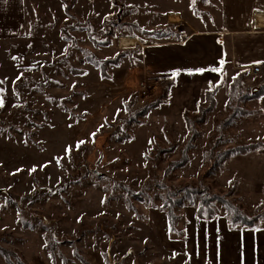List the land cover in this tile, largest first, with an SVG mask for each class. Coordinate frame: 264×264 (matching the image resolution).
Wrapping results in <instances>:
<instances>
[{
    "label": "rangeland",
    "instance_id": "1",
    "mask_svg": "<svg viewBox=\"0 0 264 264\" xmlns=\"http://www.w3.org/2000/svg\"><path fill=\"white\" fill-rule=\"evenodd\" d=\"M116 5L113 0H25L23 22L15 35L5 37L3 29L11 22H0V248L20 263L83 264L80 255L86 249L91 256L99 253L106 264H185L184 257L150 244L154 233L159 232L157 239L165 249H177L176 242H191L185 243L179 232L186 223L229 224L225 211L217 206L214 219L199 220L193 207L176 209L180 219L172 238L160 211L164 192L156 183L226 196L249 217L258 216L254 228L229 224L233 230L264 233V204L255 206L257 198L241 197V180L228 167L233 158L242 156L231 158L216 175L205 176L204 155L217 138L223 141L217 152L264 144V116L253 108L255 98L239 100L238 93H250L242 87L228 103L230 84L224 85L197 117L195 90L173 95L172 79L158 73H174L177 62L187 63L185 57L194 53L188 51L189 44L177 47L172 42L191 33L188 24L193 18L205 19L211 0H116ZM171 13H181L184 21L172 30L180 37L176 40L134 38L123 29L114 37L96 35L103 30L105 17L114 21L120 16L121 22L150 31L175 25L166 23ZM86 21L88 29L67 32L72 42L63 37V29ZM127 38L134 39L135 46L123 47ZM126 49L140 52L118 65L100 64ZM206 72L184 70V89L200 83ZM148 83L152 90L143 97L141 87ZM168 84H172L169 93L163 97ZM154 103L159 104L139 117ZM185 109L195 114L192 121L182 117ZM192 135L187 165L165 176L168 163L179 159ZM170 145L175 146L173 153L159 160L151 156L156 147ZM233 183V194L226 195ZM119 185L142 198H129L135 213L127 209V194ZM194 238L196 245L200 243L195 250L201 251L203 238ZM251 247L253 261L264 260L263 247ZM245 250L251 252L247 245ZM242 261L240 256L238 264ZM0 264L16 263L0 254Z\"/></svg>",
    "mask_w": 264,
    "mask_h": 264
},
{
    "label": "crops",
    "instance_id": "2",
    "mask_svg": "<svg viewBox=\"0 0 264 264\" xmlns=\"http://www.w3.org/2000/svg\"><path fill=\"white\" fill-rule=\"evenodd\" d=\"M24 1L0 0V22H11L3 29L5 37L15 35L21 27ZM207 8L208 11L205 10L203 14L205 19L202 22L199 18H193L194 20L189 22L191 33L188 36L182 38L181 41L172 42L177 47L189 44L188 51L194 53L190 57H185L188 59L187 63L184 65L177 62L178 71H173L174 73L169 70L158 71L162 77L172 79L171 94L175 95L177 92L179 96L195 90L197 96L195 110L198 104L203 101L206 90L219 83H222L223 86L229 85L239 71H247L244 85L245 89L249 91L253 88H260L258 81L264 77V0H211V6ZM180 14L171 13L166 23L182 25L184 21ZM170 19L172 20L170 21ZM202 24L206 27H202ZM255 67L260 69V73L257 75L251 73ZM202 68L207 72L201 82L189 84L190 88L185 90L183 83L185 84L186 78L182 77L181 73L184 70ZM213 68H218L219 71H211ZM252 105L264 116V93L261 97L255 98ZM185 111L187 110L185 109ZM228 167L234 169L236 171L234 175L241 180L239 185L241 197L245 200L257 198L258 201L253 203L255 206L264 204V149L257 153L233 158L228 163ZM213 221H208L207 224L186 223L183 230L179 232H181V236L186 237L185 243L191 242L190 244L181 243L183 245L176 242L177 249L175 246L168 250L165 249L157 239L160 235L158 231L155 232L156 234L154 233L150 244H155V248L161 247L164 253L167 252L171 256L184 257L185 264H238L240 256L243 261L239 264H264V260L253 261L251 247L252 244L256 247L262 246L264 257V233L259 231L243 232V229L237 228L233 230L226 220L220 223ZM199 229L203 233L197 234L196 230ZM168 233L169 236L176 234L171 233L169 229ZM196 235L203 238L201 251L197 250L200 243L195 244L194 236ZM220 242L221 246L216 247ZM246 245L250 249V253H246ZM195 247H197L196 250ZM44 252V255L47 256V252ZM85 253L86 249L80 256L87 264H106L99 253H91L92 256L89 252ZM219 257L222 258L221 263H219Z\"/></svg>",
    "mask_w": 264,
    "mask_h": 264
},
{
    "label": "trees",
    "instance_id": "3",
    "mask_svg": "<svg viewBox=\"0 0 264 264\" xmlns=\"http://www.w3.org/2000/svg\"><path fill=\"white\" fill-rule=\"evenodd\" d=\"M113 2L116 5V0H113ZM117 6V5H116ZM122 5L119 6L118 8L121 9ZM70 9V6L65 7V12L67 13ZM199 14V12L197 11ZM90 24L86 21L84 23L76 22L75 24H72L65 29L62 30L63 32V37L68 42H72L73 39L68 36L67 32L69 30H83V29H88ZM176 25H170L167 26L165 29L162 30H141L136 24H130V23H125L120 21V16L118 19L112 21L109 17H105L103 19V30L100 32H96L97 36H116V31L123 29L124 34H128L130 36H133L136 38L137 35L141 37L148 38L150 40L154 41H159V40H169V39H179L178 34L174 33L172 30L175 29ZM115 30V32L113 31ZM90 33V36L92 37L93 33ZM177 42V41H176ZM112 42L106 40V45L110 46ZM140 52V49H126L123 51L118 52L115 57L108 59L104 62H101L100 64L102 65H118L120 61L124 57H128L129 55L133 53H138ZM105 65V66H106ZM247 75V71L242 70L237 72V74L232 78L231 83H230V98L228 100L231 101L233 97H235L236 90L239 88L242 89L245 88L244 83H245V77ZM260 85V90L257 94L251 95V91L249 92H240L238 93L239 100L243 99H253L257 97H261V95L264 93V77H262L258 81ZM172 84H168L164 96H166L167 93H169L170 87ZM223 86L222 83H219L218 85H215L211 87L210 89L206 90L203 95V101L198 104L197 110H196V115L197 117L205 111L209 107V105L213 104V97L216 95L217 91L221 89ZM159 103H154L151 104L150 106H147L143 111L139 113V117H143L147 114L149 109H152L156 107ZM207 105L206 108L204 106ZM195 114H189L188 112L184 111L182 113V117L185 120H191L190 116H193ZM193 140V135L191 138L187 140V143L183 148L180 150V157L179 159L169 162L166 170L164 172L165 176H171L172 173H174L176 170H179L181 168H184L188 161H187V153L191 149V144ZM223 143V141L219 138H217L214 142V144L208 148L207 152H205L204 155V160L206 161L207 164V171L205 173V176H214L218 172H220L226 165V163L233 157L235 156H243L248 153L264 149V144L263 143H249L246 145H240L236 146L233 148H230L228 150H225L223 152H217L218 146ZM175 151V146L170 145L167 148H158L156 147L151 156L154 159L159 160L162 155L164 154H169L173 153ZM158 189H161L164 192V195L161 196V207L160 211L165 213L166 217V223L168 226V229L170 232H174L175 230V222L177 219H180V216H176L175 212L176 209H180L183 206H188V207H193L195 208V216L199 220H212L216 217L217 215V206L222 207L225 211V217L227 219V222L233 226V227H242V228H248L252 229L254 226L258 225V216H253L252 218L249 217L246 213L242 212L239 207L235 206V203L231 200H228L226 196H221L217 194H210L206 190H199L190 186H185L181 188H171L168 187L162 183H156L155 184ZM120 186V185H119ZM127 194V199H125V204L127 206V209H129L131 212L135 213L136 208L132 203V200L130 201L129 198L133 197V200H142L140 196L134 194L131 190H129L126 186H120ZM235 183L229 185L228 192L226 195H232L234 192ZM27 229L33 231L34 227H28L24 225ZM35 231V230H34ZM0 254L4 257V259L10 263L14 262L16 264H26L22 261L14 259L15 255L11 254L9 251H6L4 249L0 248ZM82 259V258H81ZM83 263H86L83 259L80 260ZM68 261L64 260L63 264H67Z\"/></svg>",
    "mask_w": 264,
    "mask_h": 264
},
{
    "label": "built area",
    "instance_id": "4",
    "mask_svg": "<svg viewBox=\"0 0 264 264\" xmlns=\"http://www.w3.org/2000/svg\"><path fill=\"white\" fill-rule=\"evenodd\" d=\"M251 73L257 75V74L260 73V69L255 67V68L252 69ZM155 85H157V83H155ZM147 90H152V85L149 84V83H148V85L144 84L141 87V93H142L143 97L147 96Z\"/></svg>",
    "mask_w": 264,
    "mask_h": 264
},
{
    "label": "bare ground",
    "instance_id": "5",
    "mask_svg": "<svg viewBox=\"0 0 264 264\" xmlns=\"http://www.w3.org/2000/svg\"><path fill=\"white\" fill-rule=\"evenodd\" d=\"M126 41L128 42V44H125V45L124 44H121V45H124L123 47L130 48V47L135 46V43H134L135 40L134 39L127 38ZM119 44H120V41H119Z\"/></svg>",
    "mask_w": 264,
    "mask_h": 264
},
{
    "label": "snow or ice",
    "instance_id": "6",
    "mask_svg": "<svg viewBox=\"0 0 264 264\" xmlns=\"http://www.w3.org/2000/svg\"><path fill=\"white\" fill-rule=\"evenodd\" d=\"M211 71H213V72H218L219 71V69L218 68H213V69H211ZM3 106V100L2 99H0V107H2ZM70 148L69 149H66V151H68V152H70Z\"/></svg>",
    "mask_w": 264,
    "mask_h": 264
},
{
    "label": "water",
    "instance_id": "7",
    "mask_svg": "<svg viewBox=\"0 0 264 264\" xmlns=\"http://www.w3.org/2000/svg\"><path fill=\"white\" fill-rule=\"evenodd\" d=\"M259 90H260L259 87H257V88H253V89L251 90V95H255V94H257V93L259 92Z\"/></svg>",
    "mask_w": 264,
    "mask_h": 264
}]
</instances>
